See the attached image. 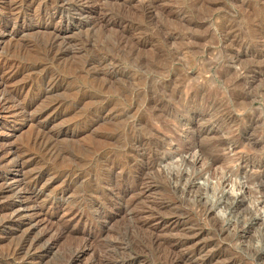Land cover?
Here are the masks:
<instances>
[{"label": "rangeland", "instance_id": "1", "mask_svg": "<svg viewBox=\"0 0 264 264\" xmlns=\"http://www.w3.org/2000/svg\"><path fill=\"white\" fill-rule=\"evenodd\" d=\"M21 1L0 0V17L8 12V6ZM28 1L29 6L22 9L29 18L22 22L11 19L0 29V96L12 91L19 106L36 98V94L40 101L37 99L23 110L11 103L0 110V149H5L0 153V189L23 178L16 165L18 155H26L29 168L25 167V173L45 171L38 182L37 204L46 206L44 212L54 209L50 220L57 225L66 208L73 205L80 207L83 221L72 223L70 235L67 231L55 241L47 236L49 240H44L50 245L46 246V241L39 243L28 263L4 264H91L90 252L76 262L72 260L78 240L88 229L96 238L95 264H110L108 259L113 258L125 260L132 253L142 254L138 257L143 260L136 257L133 264H161L165 248L147 244V231L137 227L130 213L133 205L142 207L144 202L152 201L168 204L157 209L158 216L166 218L171 213L186 218L187 225L199 230L190 244H206L205 251H221L222 255L210 264H249L232 244L234 240H247L252 228L229 236L200 206L195 182L186 191L166 186L159 181L157 169L201 139L204 143L213 141L210 147L230 154L231 159L251 153L253 147H262L250 134L259 128L258 134L264 135V123L238 114L252 109L264 112V88L255 91L257 82L264 84V0H90L86 5L82 0L64 4L55 0ZM56 33L76 41L56 56L46 55ZM39 59L44 66L35 68ZM44 72L48 76L61 75L58 88L46 93L34 84ZM209 111L221 117L217 124L224 128L225 135L234 137L231 141L217 143L215 134L201 138L202 131L210 130H201L199 121ZM38 113H42L39 120H33L31 117ZM67 124L70 129L63 130ZM245 124L236 136V129ZM41 130H48L51 154L27 145ZM250 140L253 147L247 143ZM108 161L112 169L107 171ZM225 162L231 160L218 156L215 161L218 166ZM244 163L242 172L264 171V164H252L247 158ZM70 167L80 177L68 185L61 171ZM140 178L153 184V188L144 201L132 204L133 191L123 197L120 186L123 180L131 183ZM6 191L0 200V252L14 246L30 225L24 203L19 205V200ZM90 198L105 201L106 214L97 223L94 221L99 213L86 206ZM190 200L196 202L189 203ZM243 207L242 203L236 204V210ZM15 208L22 215L11 220ZM43 230L39 226L33 234ZM257 260L264 264V254Z\"/></svg>", "mask_w": 264, "mask_h": 264}, {"label": "bare ground", "instance_id": "2", "mask_svg": "<svg viewBox=\"0 0 264 264\" xmlns=\"http://www.w3.org/2000/svg\"><path fill=\"white\" fill-rule=\"evenodd\" d=\"M43 1V0H42ZM50 1V0H49ZM70 1V0H55L56 3H61L64 4L65 2ZM90 0H82L81 3H83V5H86L89 3ZM109 1V0H108ZM152 1V0H151ZM98 2V1H97ZM96 2V5H98ZM100 2V1H99ZM98 2V3H99ZM6 3V2H5ZM41 3V1H40ZM50 3V2H49ZM94 3V2H93ZM109 3V2H108ZM127 3V2H126ZM42 4V3H41ZM47 4V3H46ZM71 4V3H70ZM91 4V3H90ZM95 4V3H94ZM118 4V3H117ZM50 5V4H49ZM82 5V4H81ZM100 5V4H99ZM104 5V4H103ZM156 5V4H155ZM27 7L29 6V1L28 0H22L18 5L16 6H8V12L4 15L0 17V23H2L1 28L4 29V27H6V25L8 24V22L13 19L15 21H24V19H26L28 17L27 13H26V9L23 10L22 7ZM58 6V5H56ZM66 6V5H65ZM89 6V5H87ZM94 6V5H93ZM92 6V7H93ZM127 6V5H126ZM38 7V6H37ZM53 7V6H52ZM64 7V6H63ZM68 7V6H67ZM81 7V6H80ZM117 7V5H116ZM119 7V6H118ZM59 8V7H58ZM100 8V7H98ZM43 9V8H42ZM83 9V8H82ZM92 9V8H91ZM97 9V8H96ZM54 10V9H53ZM80 10V9H79ZM43 12V11H42ZM91 12V11H89ZM103 12V11H102ZM44 13V12H43ZM64 13V12H63ZM83 13V12H82ZM105 13V12H104ZM97 14V13H96ZM149 14V13H148ZM48 15V19L52 18V15L49 14H44ZM58 15V14H57ZM60 15V14H59ZM99 15V14H98ZM103 15V14H102ZM87 16V15H86ZM105 16V15H103ZM31 17V16H30ZM29 18V17H28ZM95 16H94V20H95ZM99 19V18H98ZM101 19V18H100ZM40 20V19H39ZM54 20V19H53ZM93 20V19H92ZM90 22V21H89ZM94 22V21H93ZM28 23V22H27ZM101 24V22H99ZM25 24V23H24ZM46 24V23H45ZM49 24V23H48ZM103 24V23H102ZM9 25V24H8ZM30 25V24H29ZM35 25V24H34ZM26 26V25H25ZM40 27V26H39ZM1 32V30H0ZM66 32V31H65ZM68 35V34H65ZM90 35V34H89ZM78 38V37H77ZM76 39V38H75ZM82 39V38H81ZM74 39H68L66 36L61 35L59 33H56L53 35V37L50 40L49 43V47L48 49L45 51L46 55H53L56 56L60 53L61 50H66L67 45L69 46L72 43H75V41H73ZM78 41V40H77ZM43 43V42H42ZM41 43V44H42ZM45 43V42H44ZM44 43L42 45V47L44 46ZM47 43V42H46ZM77 46V45H76ZM72 47V46H71ZM70 47V48H71ZM47 48V47H46ZM43 49V48H42ZM75 50V49H74ZM10 53V52H9ZM19 53V52H18ZM17 53V54H18ZM63 56V55H61ZM44 57V56H43ZM31 58V57H30ZM33 59V58H32ZM40 62H36L34 64L35 68L41 67L43 65V62H41V59H39ZM32 61V60H31ZM54 62V61H53ZM15 63V62H14ZM22 63V62H21ZM27 63V62H26ZM45 63H46V59H45ZM49 63V62H48ZM89 63V62H88ZM2 64V63H1ZM11 64V63H10ZM9 64V65H10ZM13 64V63H12ZM2 66V65H1ZM26 66V65H25ZM44 66V65H43ZM24 67V66H23ZM29 68V66H27ZM33 67V68H34ZM14 68V67H13ZM32 68V69H33ZM52 68V67H51ZM10 69V68H9ZM26 69V68H25ZM44 69V68H43ZM22 70V69H20ZM35 70V69H34ZM46 70V69H45ZM51 70V69H50ZM15 72V71H14ZM28 72V71H27ZM49 72V71H48ZM10 73V72H9ZM43 74V73H42ZM15 75V73H14ZM34 75V74H33ZM61 76V75H59ZM56 74H53L51 76L47 75V72H44V74L41 76V79L39 81H37L36 83H34L35 85H37L38 87H41L42 90L44 92H48V91H52L55 90L56 88H58L59 83H60V79L61 77H59ZM39 79V78H38ZM66 80V79H65ZM5 81V80H4ZM62 82V81H61ZM23 84V83H22ZM5 86V85H4ZM21 86V85H20ZM25 86V85H24ZM23 86V87H24ZM33 86V85H32ZM62 86V85H61ZM29 87V86H28ZM64 87V86H63ZM19 88V87H18ZM25 90V89H24ZM4 91V90H3ZM6 91V90H5ZM16 91V90H15ZM29 91V90H28ZM43 92V93H44ZM57 92V91H56ZM54 92V93H56ZM50 94V93H49ZM22 95V94H21ZM47 95V94H44ZM52 95V93H51ZM23 96V95H22ZM36 98H30L27 100H25L26 104H22L21 106H19V103H17V101L19 99H17V95L15 93H13L12 91H7L4 92L3 94H1L0 96V110L4 109L6 107V104L9 105V103L11 104H17V106L20 107V110L25 109L26 107H28L30 104H33L37 99H38V95L36 94ZM40 97V96H39ZM19 98V97H18ZM22 99V98H21ZM82 99V98H81ZM40 101V99H38ZM62 100V99H61ZM60 100V101H61ZM66 101V100H65ZM58 102V101H57ZM22 103V102H21ZM40 105V104H39ZM50 105V103H49ZM79 105V104H77ZM38 106V104H37ZM60 107V106H59ZM58 107V108H59ZM7 108V107H6ZM76 108V107H75ZM108 108V107H107ZM18 109V108H17ZM55 109V108H54ZM45 110V109H44ZM68 110V109H67ZM4 111V110H3ZM52 111V110H51ZM108 111V110H107ZM43 112V111H41ZM50 112V110H49ZM2 113V112H1ZM17 113V112H16ZM6 114V113H5ZM42 113H38V114H34L31 118L33 120L37 121L39 120L38 118L40 117ZM50 114V113H49ZM95 117V116H94ZM29 118V117H28ZM30 119V118H29ZM42 119V118H41ZM76 123V122H74ZM77 124V123H76ZM71 125H66L64 126L62 129L66 130L70 129ZM42 128V127H41ZM40 128V129H41ZM44 128V127H43ZM44 130V129H43ZM41 130L40 133L36 134L34 137L32 136V138L28 141L27 145L31 148H36L41 152H44L45 154H51L52 152V147L50 146V137L47 135V133L45 131ZM61 131V130H60ZM65 131V132H66ZM50 132V131H49ZM56 133V132H55ZM66 134V133H65ZM68 134V133H67ZM50 135V134H49ZM56 137V136H53ZM51 137V138H53ZM30 138V137H29ZM149 138V137H148ZM57 140V139H55ZM26 143V142H25ZM54 143V142H53ZM23 146V145H22ZM5 147V146H3ZM2 147V148H3ZM90 149V148H89ZM5 150V149H4ZM3 149H0V153L4 152ZM37 150V151H38ZM91 150V149H90ZM10 151V150H9ZM14 151V150H13ZM25 151V150H24ZM59 151V150H58ZM86 151V150H85ZM144 151V150H143ZM12 152V151H11ZM63 153V152H62ZM28 154V153H27ZM34 154V153H33ZM1 155V154H0ZM30 155V154H28ZM38 155V154H37ZM36 155V156H37ZM80 155V154H79ZM26 155H18V163L16 165V169L17 172H21L23 174V178H21V180L18 183H13V184H7L6 187L4 189H0V200L3 199L4 195H3V190H7L6 192L9 193V195L14 196L15 198H17L19 200V205H21L22 203H24V208L26 209V212H24L26 218L28 219L30 225L29 227L24 231L25 233L22 235L21 239L12 247L4 249L3 251L0 252V264H4L5 262H21V263H28L30 261L31 256L33 255V251L35 250L36 246L39 243H43V241H46V246L47 244L50 245V241L47 242V240H44L45 238H47V236L51 235V241H55L56 239H58V237L60 238L61 235H64L68 229H70L69 227L72 225V223H77L79 221H83L82 219V213L80 210V207H76V206H69L66 208L65 212L63 213V217H61V220L57 223V225L54 224L53 221L50 220V215L53 213L52 211H43V209L46 207L44 206V204H37L38 198H39V190H38V182L40 177L42 176L43 172H45L44 170H37V173L34 174H27L25 173V167L26 165H28V160L25 159ZM61 156V155H60ZM75 156V155H74ZM125 156V155H124ZM17 157V156H16ZM130 157V156H129ZM147 157V156H146ZM52 158V157H51ZM60 158V157H59ZM62 158V157H61ZM73 158V157H72ZM78 158V157H77ZM10 159V158H9ZM99 158H97L98 160ZM8 160V159H7ZM34 160V159H33ZM36 160V159H35ZM61 160V159H60ZM15 162V161H14ZM30 162V161H29ZM80 163V161H78ZM82 162V161H81ZM95 162V161H94ZM93 162V163H94ZM129 162V161H128ZM40 163V162H39ZM100 163V162H99ZM130 163V162H129ZM42 164V163H41ZM81 164V163H80ZM107 165L106 166V170L108 171V169L112 166V164L108 161L106 162ZM82 165V164H81ZM46 166V165H45ZM80 166V165H79ZM126 166H128L126 164ZM150 166V165H149ZM158 167V166H157ZM29 168V167H26ZM101 168V167H100ZM37 169V168H36ZM112 167L109 169L111 170ZM114 169V168H113ZM126 169V168H125ZM147 169V168H146ZM48 170V169H47ZM79 170V169H78ZM29 171V169H28ZM32 170H30L31 172ZM59 171V170H58ZM86 171V170H85ZM89 171V170H88ZM101 171V170H100ZM113 171V170H112ZM24 172V173H23ZM27 172V171H26ZM49 172V171H48ZM78 172V171H77ZM81 172V171H80ZM124 172V171H123ZM129 172V171H128ZM126 173V172H125ZM134 173V172H133ZM150 173V172H149ZM50 174V173H49ZM61 174L64 175L65 177L68 178V185L70 183H72L73 181L77 180L80 175L78 173H76L71 167L67 168V169H63L61 171ZM106 174V173H105ZM152 174V173H151ZM107 175V174H106ZM82 176V175H81ZM125 176V175H124ZM129 176V175H128ZM53 177V176H52ZM107 177V176H106ZM51 178V177H50ZM82 178V177H81ZM80 178V179H81ZM89 178V177H87ZM104 178V177H103ZM54 179V178H53ZM85 179V178H84ZM144 179V178H143ZM93 180V179H92ZM106 180V178H105ZM128 179L123 180L121 183V195L123 197L127 196L131 191H133V198L131 200L130 203L132 204H136L137 202L139 203L140 201H144V197H147L146 195L151 191V189L153 188V184L151 185L149 182L145 181V180H141V178L138 179H134L131 180V183H126ZM150 180V179H149ZM41 181V180H40ZM62 181V180H61ZM90 181V180H89ZM94 181V180H93ZM92 181V182H93ZM109 181V180H108ZM129 181V180H128ZM42 182V181H41ZM78 182V181H77ZM88 183V182H87ZM86 183V184H87ZM118 183V182H117ZM152 183V182H151ZM73 184V183H72ZM89 184V183H88ZM100 184V183H99ZM115 186V185H114ZM113 186V187H114ZM4 187V186H3ZM41 187V185H40ZM64 187V186H63ZM66 187V186H65ZM89 189V188H88ZM105 190V189H104ZM64 191V190H63ZM115 191V190H114ZM118 191V190H116ZM69 192V191H68ZM80 192V191H79ZM119 192V191H118ZM164 192V191H163ZM92 193V192H90ZM108 193V192H107ZM112 193V192H110ZM118 194V193H117ZM64 194H62L63 196ZM67 195V194H66ZM110 195V194H109ZM71 196V195H70ZM83 196V195H82ZM87 196V195H86ZM102 196V195H101ZM100 196V197H101ZM172 196V195H171ZM77 197V196H76ZM128 197V196H127ZM62 198V197H61ZM107 198V197H106ZM122 198V197H121ZM6 199V198H5ZM40 199V198H39ZM91 199V198H90ZM55 200V199H52ZM148 200V199H147ZM151 200V199H150ZM160 200V199H159ZM11 201V200H10ZM109 201V200H108ZM114 201V200H113ZM82 202V201H81ZM110 202V201H109ZM112 202V201H111ZM16 203V201H15ZM64 203V202H63ZM126 203V202H125ZM173 203V202H172ZM7 204V203H5ZM14 204V203H13ZM81 204V203H80ZM105 201L100 199V200H95V199H91L88 203H87V208H94L95 211H97L98 217L96 219V221H94L95 223H97L98 219L103 218L106 214V208L104 207ZM144 206L140 207H136L133 205L132 210L130 209V213L133 217L136 218L137 221V227H139V229L141 228L142 230H146L147 231V244L149 245H153V246H163L165 248V254L163 256V260L161 264H210L212 259L219 257L220 255H222L220 250H214V251H205L204 248L207 246L206 244L203 246H197V245H193L190 244L193 240H195L194 238L196 236H198V234H200L199 230L194 231V228L192 229L190 227V224L187 225L189 220H184V219H180L178 216L176 215H172L171 213H167V215L169 214V217H162V216H158L159 213L157 212V209L160 208L161 206H164V208L168 205L165 202H144ZM175 204V203H174ZM56 205V204H55ZM124 205V204H123ZM3 206V205H2ZM10 206V205H9ZM17 206V205H16ZM85 206V205H83ZM82 206V207H83ZM114 206V205H113ZM173 206V205H172ZM7 207V206H6ZM108 207V206H107ZM170 207V206H169ZM174 207V206H173ZM171 207V209L173 208ZM22 208V207H21ZM23 208V210H24ZM86 208V207H85ZM109 208V207H108ZM125 208V207H124ZM163 208V207H161ZM16 209V208H15ZM14 209V213L13 216H11V220H13L14 218H17V216L22 215L20 214L18 211L19 209ZM56 209V208H55ZM128 209V210H129ZM168 209V207H167ZM175 209V208H174ZM173 209V210H174ZM93 210V211H94ZM176 210V209H175ZM127 211V210H126ZM164 211V209L162 210V212ZM121 212V211H119ZM124 212V211H123ZM173 212V211H172ZM57 213V212H56ZM127 213V212H125ZM129 213V214H130ZM133 213V214H132ZM161 213V212H160ZM166 214V213H165ZM170 214L172 216H170ZM161 215H164L163 213ZM180 215V214H179ZM97 216V215H96ZM130 216V215H129ZM21 217V216H20ZM24 217V216H23ZM56 217V216H55ZM93 217V215H92ZM110 218V217H109ZM22 219V218H21ZM87 219V218H85ZM105 219V218H104ZM16 220V219H15ZM57 220V219H56ZM101 220V219H100ZM103 220V219H102ZM10 221V220H9ZM18 221V220H17ZM27 221V222H28ZM212 221V220H211ZM86 222V221H84ZM26 224V223H25ZM104 224V223H103ZM192 224V223H191ZM88 225V224H87ZM90 225V224H89ZM102 225V224H101ZM18 226V225H17ZM41 226V228H44L43 231L33 234L35 233V229H37V227ZM194 226V225H192ZM24 227V226H23ZM91 227V226H90ZM77 228V226H76ZM79 228V227H78ZM93 228V227H92ZM218 228V227H217ZM17 229V228H16ZM19 230V229H18ZM75 230V229H74ZM98 230V229H97ZM101 230V229H100ZM21 231V230H20ZM22 232V231H21ZM78 232V231H77ZM96 232V231H95ZM98 233V232H97ZM102 233V232H101ZM145 233V231H144ZM67 234H69V231L67 232ZM82 234V233H81ZM143 234V233H142ZM70 235V234H69ZM16 236V235H15ZM79 236V235H78ZM82 236V235H81ZM72 237V236H71ZM80 237V236H79ZM48 239V238H47ZM95 236H94V232L90 229H88V231L84 234V236L81 238V240L77 243V248L75 249V251L73 252L72 255V260L74 262H76L85 252H90V255L92 256V260H91V264H95L97 261V256H96V251L95 248L93 246L94 244V240H95ZM145 239V240H146ZM49 240V239H48ZM44 245V244H43ZM112 245V244H111ZM75 246V247H76ZM48 248V247H47ZM51 249V248H50ZM43 250V249H42ZM145 250V249H144ZM161 250V249H160ZM204 250V251H203ZM141 252V251H140ZM147 252V251H146ZM108 253V252H107ZM71 254V253H70ZM99 254V253H98ZM159 254V253H158ZM102 255V254H101ZM127 255V254H126ZM139 253H132L128 256V258L125 260H117V259H108V262L110 264H133L134 261H136V257H140ZM87 256V255H86ZM108 256V254H107ZM40 257V256H39ZM97 257V258H96ZM138 257V258H139ZM105 258V257H104ZM117 258V257H116ZM91 259V258H90ZM88 259V260H90ZM124 259V258H123ZM142 260V258H139ZM104 260V259H103ZM107 261V260H106ZM143 261V260H142ZM232 261V260H231ZM100 262V261H99ZM138 262V261H137ZM102 264V263H101ZM104 264V263H103ZM214 264V263H213ZM223 264H233V262L230 261H226Z\"/></svg>", "mask_w": 264, "mask_h": 264}, {"label": "clouds", "instance_id": "3", "mask_svg": "<svg viewBox=\"0 0 264 264\" xmlns=\"http://www.w3.org/2000/svg\"><path fill=\"white\" fill-rule=\"evenodd\" d=\"M264 88V84L257 82L255 91ZM252 109L248 113L238 115H249L264 123V112ZM220 116H214L209 111L206 117L199 121L201 130L204 128L210 131H202L204 135H216L218 143L220 140L231 141L234 137L225 135L217 121ZM245 125L236 129L235 135L239 136L241 129ZM229 127H231L229 125ZM259 128H254L251 136L256 143L262 147H253V141L247 142L253 151L251 153L239 154L237 159H231L230 154L216 152L210 145L213 141L204 143L201 140L197 145L188 151H181L174 154L157 169L159 181L172 188H180L184 191L195 182V196L199 198L200 206L212 215L216 225L229 236L240 231L252 228L247 240H234L232 247L235 252L249 261V264H260L257 260L264 254V171L253 173L250 170L242 172L246 167L244 160L251 161L252 164H264V135L258 134ZM218 156H227L231 162H225L218 166L215 161ZM251 167V164L248 165ZM190 200L189 203H195ZM242 203L244 207L236 210V204Z\"/></svg>", "mask_w": 264, "mask_h": 264}]
</instances>
